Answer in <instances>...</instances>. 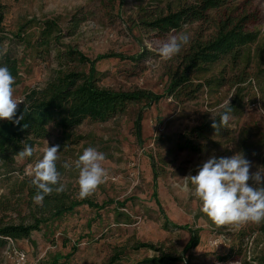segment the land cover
<instances>
[{
    "label": "rangeland",
    "instance_id": "obj_1",
    "mask_svg": "<svg viewBox=\"0 0 264 264\" xmlns=\"http://www.w3.org/2000/svg\"><path fill=\"white\" fill-rule=\"evenodd\" d=\"M200 1L0 0L5 11L0 66L7 57L16 61L15 99L24 101L30 89L45 86L62 70L88 71L77 57L65 54L67 45L93 59L111 51L137 56L98 61L99 84L162 95L152 104L129 103L105 121L84 120L74 130L82 137L78 142L65 140L51 123L49 134L33 146L32 157L15 158L16 170L0 174V222L47 220L28 238L8 239L0 264H104L119 250L123 254L116 264H264V222L217 225L201 211L197 198L177 187L213 155L241 152L251 162V172L264 167V0H224L204 17L166 32L146 24ZM45 20L60 27L59 38L48 46H42L41 38ZM238 22L254 39L214 48L225 25ZM180 33L188 35L189 43L174 58L162 60L159 47ZM228 101L232 119L217 132L212 115ZM139 115L141 138L135 127ZM46 141L50 147L60 145L57 168L68 201L80 199L74 161L90 146L104 153L105 182L88 198L113 202L102 209L83 204L56 218L41 213L25 172L42 158ZM65 162L72 167L64 169ZM249 184L255 186L251 180ZM164 216L198 230L199 244L186 250L191 231L165 228ZM138 241L156 248L136 249ZM164 253L171 257L167 262H146Z\"/></svg>",
    "mask_w": 264,
    "mask_h": 264
},
{
    "label": "trees",
    "instance_id": "obj_2",
    "mask_svg": "<svg viewBox=\"0 0 264 264\" xmlns=\"http://www.w3.org/2000/svg\"><path fill=\"white\" fill-rule=\"evenodd\" d=\"M222 2L224 0H201L200 3L182 7L179 11H170L167 14L159 15L146 22V24L159 32L178 29L183 23L193 18L204 17L208 9L219 6ZM4 17V7L0 5V28H2ZM229 26V24L225 25L218 38L212 43L214 48L228 44H243L254 39L255 34L245 31L241 23L238 22L231 28ZM59 29L57 21H43L41 31L42 46H48L53 39H58L59 35L56 30ZM22 30L20 29L19 37H21ZM65 54L77 57L81 63L88 66V71L77 69L60 71L45 86L34 87L29 90L25 96L24 104L21 103L18 106L17 117L23 113L24 105L26 106L24 118L19 124L0 120V174L16 170L12 167L16 153L22 150L23 144L34 146L38 140L45 138L49 134L48 126L51 123L60 129L65 140L78 142L82 137L76 135L74 130L84 120L105 121L117 113L125 111L129 103L144 101L152 104L162 98V95L146 89L116 90L99 84V80L95 75L98 61L107 58L138 60L137 56H126L122 53L111 51L99 54L93 59L72 45H67ZM5 65L13 76L18 75L19 70L15 60L7 57L3 63V66ZM141 121L142 115H139L135 123L138 138H141ZM59 170L61 169L59 168ZM156 178L157 174L154 178V183H156ZM30 190L32 196H34L36 193L34 186H31ZM112 202L113 200H108L100 204L90 198L70 199L68 201L63 191L59 194L53 192L45 197L42 206H36L41 213L49 212L52 218H56L73 212L76 207L83 204L95 209H102ZM118 204L119 206H125L124 202H119ZM162 212L164 213L163 209ZM164 218L163 226L165 228L176 227L191 231L186 250L199 244L198 230L191 229L189 225L175 224L166 216ZM46 220V217H35L34 221L29 223L0 222V251L5 247L8 239L19 240L28 238L33 231L40 230L41 225ZM135 248L155 249L156 247L153 243L138 241ZM122 254V250L116 251L104 264H116L122 258ZM169 258L171 257L164 253L161 256L148 259L146 262L164 263Z\"/></svg>",
    "mask_w": 264,
    "mask_h": 264
},
{
    "label": "clouds",
    "instance_id": "obj_3",
    "mask_svg": "<svg viewBox=\"0 0 264 264\" xmlns=\"http://www.w3.org/2000/svg\"><path fill=\"white\" fill-rule=\"evenodd\" d=\"M189 43L187 34L180 33L168 38L158 49L162 60H170L179 54L181 49ZM15 77L9 68L0 66V120H7L19 124L24 118L23 113L17 117L18 106L23 100L14 98ZM220 111L212 115V127L217 130L228 128L232 119L233 109L229 101L220 106ZM216 117H219L217 123ZM60 145L49 146L46 141L41 149L42 158L35 161L26 170L25 175L30 178V184L36 189L33 201L43 205L46 196L53 192L59 194L64 191L62 173L57 168ZM36 149L29 144H23L22 150L16 153V158L24 160L32 157ZM105 154L94 147H87L74 161L78 170L77 184L78 198L86 199L93 195L98 186L105 182L106 170L102 166ZM62 167L69 169L72 164L65 162ZM251 162L241 152L231 157L211 156L196 175H187L177 185L181 192L190 193L201 202V211L217 225H244L247 223L260 224L264 222V167L251 172ZM252 181L255 186L249 184Z\"/></svg>",
    "mask_w": 264,
    "mask_h": 264
},
{
    "label": "built area",
    "instance_id": "obj_4",
    "mask_svg": "<svg viewBox=\"0 0 264 264\" xmlns=\"http://www.w3.org/2000/svg\"><path fill=\"white\" fill-rule=\"evenodd\" d=\"M20 255H21L22 260H24L25 259V254L24 253H20Z\"/></svg>",
    "mask_w": 264,
    "mask_h": 264
}]
</instances>
